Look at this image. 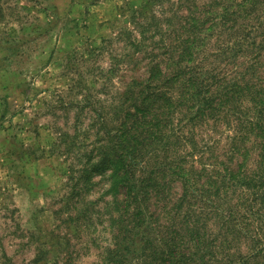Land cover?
Segmentation results:
<instances>
[{"label": "trees", "instance_id": "16d2710c", "mask_svg": "<svg viewBox=\"0 0 264 264\" xmlns=\"http://www.w3.org/2000/svg\"><path fill=\"white\" fill-rule=\"evenodd\" d=\"M178 1L186 15L143 16L139 39L131 44L147 60V76L127 86L117 112L122 120L102 133L105 142L94 148L99 159L90 163V151L83 170L109 171L106 208L114 248L106 249L105 264H132L128 256L135 264H260L264 81L246 79L255 74L257 56L250 55L241 71L228 65L264 48V0H210L201 10L195 0ZM162 2L148 0L146 6ZM212 39L222 69L207 65ZM210 122L211 129H232L227 155L229 163L241 159L236 168L220 159L204 132L197 141V129ZM245 140L254 141L258 158L250 170ZM175 183L177 197L170 192ZM242 240L248 252H232Z\"/></svg>", "mask_w": 264, "mask_h": 264}, {"label": "rangeland", "instance_id": "374dc122", "mask_svg": "<svg viewBox=\"0 0 264 264\" xmlns=\"http://www.w3.org/2000/svg\"><path fill=\"white\" fill-rule=\"evenodd\" d=\"M209 2L195 0L200 10ZM146 5L148 0L1 1L0 264H105L106 249L114 248L106 208L109 171L83 172L88 154L122 120L117 112L127 86L147 76V60L131 44L139 39L143 16L187 13L178 0ZM214 44L212 39L207 47V65L222 69ZM250 55L259 61L246 79L264 81V48L228 66L241 71ZM211 124L197 129V141L204 132L220 159L236 168L241 159L229 163L227 155L232 129ZM254 144L246 142L249 170L258 159ZM96 153L90 163L99 159ZM170 192L179 196L180 185ZM149 211L157 214L152 205ZM238 244L232 252L246 254L248 241Z\"/></svg>", "mask_w": 264, "mask_h": 264}]
</instances>
